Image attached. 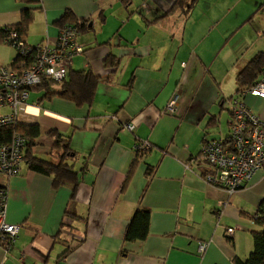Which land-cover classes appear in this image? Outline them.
I'll return each instance as SVG.
<instances>
[{"label": "crops", "instance_id": "0c3cea01", "mask_svg": "<svg viewBox=\"0 0 264 264\" xmlns=\"http://www.w3.org/2000/svg\"><path fill=\"white\" fill-rule=\"evenodd\" d=\"M36 1L23 40L54 45L66 11L85 20L77 36L82 51L68 71L90 70L99 80L91 101L83 103L29 89L17 121L39 128L32 154L57 161L51 131L69 137L73 152L65 162L78 183L71 198L70 185L55 187L51 175L29 167L24 147L20 173L7 181L6 220L20 224L18 239L6 254L0 246V264L245 259L251 232L259 229L253 215L264 202V170L229 194L204 180L213 170L201 147L204 138L230 145L231 98L264 120V98L242 94L236 82L254 55L264 56V0H197L187 15L172 7L175 0ZM25 5L0 0V28L18 24ZM16 57L0 39V66ZM127 122L132 130L123 127ZM142 140L151 147L129 174ZM137 208L149 210V232L144 240L124 241ZM227 227H234L232 235Z\"/></svg>", "mask_w": 264, "mask_h": 264}, {"label": "built area", "instance_id": "2783aa9c", "mask_svg": "<svg viewBox=\"0 0 264 264\" xmlns=\"http://www.w3.org/2000/svg\"><path fill=\"white\" fill-rule=\"evenodd\" d=\"M2 28L5 33L1 42L16 50L17 59L22 60L23 66L20 69L11 65L0 66V127L18 122L17 113L26 104L30 87L39 84L43 78L55 81L65 78L73 57L82 51L77 41L78 30L70 23L59 29L54 45H32L19 38L17 32L8 26ZM241 93L264 98V64L260 79ZM175 101L176 97L168 103V112L174 111ZM230 104V145L226 147L221 139L204 138L201 158L213 170L204 174V180L232 194L256 171L264 170V120L238 97L232 98ZM123 127L132 130L133 123L127 122ZM25 142V137L16 133L11 141L0 143V246L5 254L15 245L20 229V224L6 220L7 181L20 173ZM150 147L149 141L142 140L135 145V150L146 151ZM233 231L234 227L226 228L228 235ZM204 246L201 244L200 248Z\"/></svg>", "mask_w": 264, "mask_h": 264}, {"label": "trees", "instance_id": "16d2710c", "mask_svg": "<svg viewBox=\"0 0 264 264\" xmlns=\"http://www.w3.org/2000/svg\"><path fill=\"white\" fill-rule=\"evenodd\" d=\"M25 2V6L21 10V19L18 24L10 25L9 28L15 30L22 38L26 34L29 24L33 18V12L37 7L32 6L36 0H20ZM128 2V0H124ZM197 0H175L172 7L180 8L183 14L187 15ZM71 15L66 11L60 20L65 23L73 24L77 30L84 24L85 20H77L70 18ZM3 28H0V39L4 35ZM110 56L105 58L106 61ZM114 64V62H111ZM264 64V56L260 53L254 55L249 62L237 73V91L242 92L251 87L258 75L261 72ZM15 68L23 66L22 60L15 58L12 65ZM115 67H111L114 69ZM98 77L95 76L90 70H70L67 72L65 78L60 81H55L49 78H43L42 81L30 87L36 89H43L46 96L54 94L63 95L64 97L71 99L77 103L90 102L98 83ZM55 86H59L58 90H54ZM232 99V98H231ZM20 133L26 139L25 142V160L29 163V167L35 171L51 175L53 186H59L62 184L70 185L72 192L71 198L74 197L76 186L78 183L77 173L73 170V167L66 163L67 158L72 154L73 149L70 146V139L65 135L52 130L51 134L54 136L53 148L58 150L57 161H47L35 157L32 154V138L39 133L37 125H27L23 123H15L0 127V143H6L11 141L14 134ZM147 151V150H146ZM146 151L135 150V159L129 166L128 173L132 171L133 165L136 161L143 158ZM253 221L259 225V229L253 230V247L248 256L245 259H236L235 264H264V202H261L253 215ZM149 232V210L145 208H137L133 212L128 225L126 227L123 240L124 241H141L144 240ZM68 249L62 254L60 259H64L67 255Z\"/></svg>", "mask_w": 264, "mask_h": 264}, {"label": "rangeland", "instance_id": "374dc122", "mask_svg": "<svg viewBox=\"0 0 264 264\" xmlns=\"http://www.w3.org/2000/svg\"><path fill=\"white\" fill-rule=\"evenodd\" d=\"M77 41H78V39H77ZM258 227H256L255 229H257Z\"/></svg>", "mask_w": 264, "mask_h": 264}, {"label": "water", "instance_id": "95a60500", "mask_svg": "<svg viewBox=\"0 0 264 264\" xmlns=\"http://www.w3.org/2000/svg\"><path fill=\"white\" fill-rule=\"evenodd\" d=\"M223 176H225V175L223 174Z\"/></svg>", "mask_w": 264, "mask_h": 264}]
</instances>
